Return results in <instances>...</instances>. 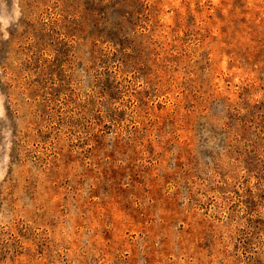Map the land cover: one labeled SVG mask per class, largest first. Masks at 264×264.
<instances>
[{
	"label": "rangeland",
	"instance_id": "1",
	"mask_svg": "<svg viewBox=\"0 0 264 264\" xmlns=\"http://www.w3.org/2000/svg\"><path fill=\"white\" fill-rule=\"evenodd\" d=\"M0 264H264V0H0Z\"/></svg>",
	"mask_w": 264,
	"mask_h": 264
}]
</instances>
